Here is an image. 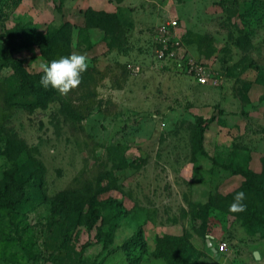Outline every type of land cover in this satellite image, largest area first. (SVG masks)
Wrapping results in <instances>:
<instances>
[{
	"label": "rangeland",
	"instance_id": "1",
	"mask_svg": "<svg viewBox=\"0 0 264 264\" xmlns=\"http://www.w3.org/2000/svg\"><path fill=\"white\" fill-rule=\"evenodd\" d=\"M88 9L122 22L92 50ZM172 19L219 87L156 65L153 37ZM66 22L89 68L47 108L9 99L0 46V264H167L154 257L160 239L183 235L201 264H264V0H0V34L15 35L30 74L48 61L23 46ZM201 122L206 154L195 152ZM240 191L246 210L231 212ZM209 240L227 243L224 259Z\"/></svg>",
	"mask_w": 264,
	"mask_h": 264
},
{
	"label": "trees",
	"instance_id": "2",
	"mask_svg": "<svg viewBox=\"0 0 264 264\" xmlns=\"http://www.w3.org/2000/svg\"><path fill=\"white\" fill-rule=\"evenodd\" d=\"M84 15L85 27L88 30L93 28L100 29L105 33V36H112L122 27V22L116 13L88 9L85 11ZM29 42L23 47L38 46L43 57L46 58L48 62H51L53 59H58L61 56L75 53V50H77L73 45V26L69 22L64 23L59 28H51L42 37H38L34 42ZM89 45L90 50L95 47V44L91 41ZM0 46H2L3 51H5V53H3V66L14 70V74L7 80L10 88L8 93L9 99L14 101L15 104L28 109L47 108L59 93L52 88L44 89L41 87L39 85V80L42 72L30 74L24 67V62L14 57V52L20 48L21 45L17 44V39L11 31L0 34ZM202 56H204V54ZM204 57L206 58V56ZM83 75H85V73L82 74V78ZM208 122L210 123L211 121H207V123ZM207 123L201 122L199 124V142L195 150L197 154H206L203 141L206 130L205 124ZM247 186L249 185L245 184L244 188H247ZM260 193H262V191ZM23 194L24 193H22L21 197L18 199H15L12 195H7L6 206L10 207L11 205L20 204ZM60 208H62V206H60ZM90 211L92 221L89 223V227L94 228L100 221L99 211L95 209ZM113 217L112 223L110 224L111 231H113L115 226H118L123 219L122 216L120 217L118 215L117 211ZM67 218L68 212L66 209L63 210L62 213H57L56 219L59 223L62 222L64 226H66L64 220ZM247 224H252V221H249ZM75 225L76 224H72L71 226L75 227ZM137 238L138 235L136 238H133V241ZM154 257L164 259L167 264H201V260L204 259L205 255L195 248L188 236L183 235L179 237L165 236L161 238L158 252L155 253Z\"/></svg>",
	"mask_w": 264,
	"mask_h": 264
},
{
	"label": "built area",
	"instance_id": "3",
	"mask_svg": "<svg viewBox=\"0 0 264 264\" xmlns=\"http://www.w3.org/2000/svg\"><path fill=\"white\" fill-rule=\"evenodd\" d=\"M153 56L156 65L179 63L180 68L192 75L200 85L219 87L222 82L216 71L204 61L188 55L180 34L179 21L176 19L158 28L153 37ZM133 70L139 72L141 67L137 65ZM226 250L227 243L222 242L217 248V253H223Z\"/></svg>",
	"mask_w": 264,
	"mask_h": 264
},
{
	"label": "clouds",
	"instance_id": "4",
	"mask_svg": "<svg viewBox=\"0 0 264 264\" xmlns=\"http://www.w3.org/2000/svg\"><path fill=\"white\" fill-rule=\"evenodd\" d=\"M42 72L39 85L44 89L52 88L62 96L82 83V74L89 68V58L86 54L71 53L53 59L51 62H42L39 65ZM246 195L243 191L237 192L229 206L231 212H244Z\"/></svg>",
	"mask_w": 264,
	"mask_h": 264
},
{
	"label": "crops",
	"instance_id": "5",
	"mask_svg": "<svg viewBox=\"0 0 264 264\" xmlns=\"http://www.w3.org/2000/svg\"><path fill=\"white\" fill-rule=\"evenodd\" d=\"M95 30H98L99 31V33L98 34H100V35H98V39H95V40H91L92 42H93V44H95L96 45V43L97 44H99L100 42H102L103 41V39H104V37H105V33L103 32V31H101L100 29H97V28H94L93 30H91V31H95ZM213 252V251H212ZM213 254L215 255V256H218V258H221L222 257V259H224V254H225V252H223V253H217V254H215L214 252H213Z\"/></svg>",
	"mask_w": 264,
	"mask_h": 264
},
{
	"label": "water",
	"instance_id": "6",
	"mask_svg": "<svg viewBox=\"0 0 264 264\" xmlns=\"http://www.w3.org/2000/svg\"><path fill=\"white\" fill-rule=\"evenodd\" d=\"M208 245H209V247L212 249V251H213L215 254H217V249H216V248H213V243H212L211 240L208 241Z\"/></svg>",
	"mask_w": 264,
	"mask_h": 264
}]
</instances>
